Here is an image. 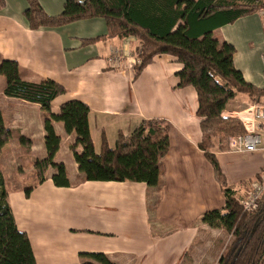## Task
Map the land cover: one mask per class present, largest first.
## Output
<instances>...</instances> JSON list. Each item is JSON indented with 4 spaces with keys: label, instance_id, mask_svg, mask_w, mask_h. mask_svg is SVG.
Returning <instances> with one entry per match:
<instances>
[{
    "label": "crops",
    "instance_id": "1",
    "mask_svg": "<svg viewBox=\"0 0 264 264\" xmlns=\"http://www.w3.org/2000/svg\"><path fill=\"white\" fill-rule=\"evenodd\" d=\"M6 1L0 13V63L17 62L24 81L49 79L64 87L66 94L52 103L54 114L70 101L88 105L97 154L104 140L114 148L120 134H132L143 121L163 120L170 125V151L161 164L158 188L136 182L86 181L71 150L76 134H67L62 122L54 123L61 137L54 161L66 166L70 187L54 185L52 167L39 183L34 163L48 155L46 112L38 104L5 96L6 79L0 75V113L5 124L32 141L26 154L20 142L11 139L2 150L0 168L17 228L30 239L37 264H82L81 253H104L115 264L211 262L217 236L225 231L211 228L201 218L206 212L221 210L225 197L199 148L197 92L191 86L178 88L177 74L183 65L173 56L160 55L135 77L137 40L107 39L82 46V40L106 34L103 19L31 30L23 15L27 0ZM38 1L47 14L57 16L66 0ZM214 37L234 46L236 68L248 83L264 88L262 15L221 27ZM228 111L224 118H253L248 108ZM243 155L246 159L238 165ZM216 156L240 199L249 187L242 183L264 171V153L228 151Z\"/></svg>",
    "mask_w": 264,
    "mask_h": 264
},
{
    "label": "trees",
    "instance_id": "2",
    "mask_svg": "<svg viewBox=\"0 0 264 264\" xmlns=\"http://www.w3.org/2000/svg\"><path fill=\"white\" fill-rule=\"evenodd\" d=\"M23 15L31 30H55L92 19L106 22V34L82 40V46L107 39H135L139 43L135 77L154 58L170 55L183 65L178 72V88L194 87L199 100L202 140L199 148L214 169L215 179L225 197L221 210L206 212L201 220L214 229H222L233 237L217 264H264V194L252 212L244 211L240 198L230 186L217 153L230 151V140L245 135L247 130L239 118H224L231 102L246 95L253 104H264V88L248 83L236 68L233 45L214 37L215 30L233 25L238 20L260 14L264 0H66L57 16L46 13L38 0H27ZM7 1L0 0V13ZM0 75L6 79L4 95L30 104H38L46 112L45 131L47 157L34 163L39 183L46 171L54 168L52 181L56 187H70L64 163L54 161L61 137L55 122L64 124L67 134H76L71 146L79 171L88 182H136L160 187L161 164L170 151V125L163 120H146L128 136L120 134L116 146L104 140L97 154L90 134V108L80 101L63 104L58 114L52 112L53 101L66 94L58 83L44 79L24 81L17 62L3 60ZM17 139L28 153L32 141L9 129L0 113V156L4 146ZM82 152H78V147ZM260 178L242 184L250 185ZM32 188L26 190L29 196ZM189 257H185L187 260ZM82 264H115L104 253H81ZM0 264H37L26 233L17 228L8 192L0 168Z\"/></svg>",
    "mask_w": 264,
    "mask_h": 264
},
{
    "label": "built area",
    "instance_id": "3",
    "mask_svg": "<svg viewBox=\"0 0 264 264\" xmlns=\"http://www.w3.org/2000/svg\"><path fill=\"white\" fill-rule=\"evenodd\" d=\"M263 18L264 33V10L260 13ZM264 74V53L262 54ZM250 114L253 118L249 121H242L247 130L245 135L233 137L230 141V151L241 154L264 153V104H253ZM248 193L240 200L244 211L252 212L258 206L260 197L264 194V171L260 178L249 185Z\"/></svg>",
    "mask_w": 264,
    "mask_h": 264
},
{
    "label": "rangeland",
    "instance_id": "4",
    "mask_svg": "<svg viewBox=\"0 0 264 264\" xmlns=\"http://www.w3.org/2000/svg\"><path fill=\"white\" fill-rule=\"evenodd\" d=\"M17 2H19V0H17ZM26 7L27 8L29 7V3L28 2H26ZM136 54H137V51H136ZM245 108H248V111H252V103H251V101L247 98L246 95H238L237 98L233 102L230 103V105L228 107V110L231 109V111H228V112L235 113L233 111H237V113H239L241 110H244ZM241 157L242 158L238 160V165H240L246 159L245 155H243ZM29 184L30 183H27L26 186H30ZM249 189L250 188L247 187L246 193H248ZM245 195L246 194H244V196ZM239 197H241V196H239ZM217 238L219 239L217 241V249H216V251H215V253H214L213 257H212V261L207 263V264H217L218 263V259H219L220 255L222 254V252H224V250L233 241V237L230 236L229 234H226L223 231L221 232V234L219 236H217Z\"/></svg>",
    "mask_w": 264,
    "mask_h": 264
}]
</instances>
